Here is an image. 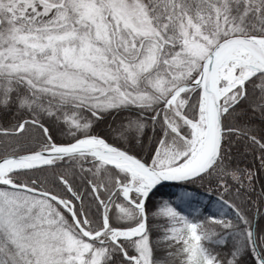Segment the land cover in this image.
Returning <instances> with one entry per match:
<instances>
[{"label":"snow or ice","instance_id":"obj_1","mask_svg":"<svg viewBox=\"0 0 264 264\" xmlns=\"http://www.w3.org/2000/svg\"><path fill=\"white\" fill-rule=\"evenodd\" d=\"M261 176L264 0H0V264H264Z\"/></svg>","mask_w":264,"mask_h":264},{"label":"trees","instance_id":"obj_2","mask_svg":"<svg viewBox=\"0 0 264 264\" xmlns=\"http://www.w3.org/2000/svg\"><path fill=\"white\" fill-rule=\"evenodd\" d=\"M109 118H111V117H109ZM257 156H258V154H257ZM236 163L238 164V166L240 168H244V169L251 168V170L254 172L260 167L259 159L254 158L252 150L244 147L243 144H241L239 153L236 155ZM260 179H264V176H261ZM162 191L164 193H172V192H176L177 189L174 187H166ZM259 191H260V184H259V182H257L256 192L259 193ZM157 197H160V196L158 195ZM164 198H166V197H164ZM253 212H254V210H253ZM256 218L259 219V217H256Z\"/></svg>","mask_w":264,"mask_h":264},{"label":"rangeland","instance_id":"obj_3","mask_svg":"<svg viewBox=\"0 0 264 264\" xmlns=\"http://www.w3.org/2000/svg\"><path fill=\"white\" fill-rule=\"evenodd\" d=\"M109 119L111 120L112 117L109 118ZM160 200H161V197H155V198L153 199V203L158 202V201H160Z\"/></svg>","mask_w":264,"mask_h":264}]
</instances>
